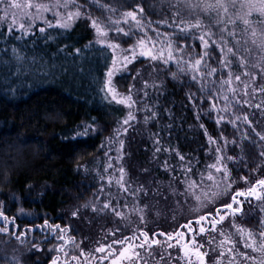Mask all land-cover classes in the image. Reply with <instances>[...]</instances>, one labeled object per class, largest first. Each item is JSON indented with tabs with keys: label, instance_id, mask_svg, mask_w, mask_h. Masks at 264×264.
<instances>
[{
	"label": "snow or ice",
	"instance_id": "obj_1",
	"mask_svg": "<svg viewBox=\"0 0 264 264\" xmlns=\"http://www.w3.org/2000/svg\"><path fill=\"white\" fill-rule=\"evenodd\" d=\"M96 2L109 13L107 22L83 11L76 0H55L54 3H42L40 0H27L26 3H21L20 0H0V13H3L0 15V21L7 23L6 31L9 34L17 31L24 36L29 35L32 29L31 21L37 18L52 27V22L44 19L43 14L55 9L53 14L56 17V27L67 30L83 18L87 26L94 30L96 42L112 51L111 64L106 68L101 91L105 93V99L110 98L111 102L123 106L127 113L119 121L120 127L116 132V140L119 142L117 156L112 157L105 153L108 163L104 171L108 173L109 185L113 183V175L109 170L115 167V171L119 173L115 184L124 202L121 204L120 198L112 197V194L108 193L109 199L101 200L98 195L96 201L90 202V205L85 204L84 207L91 206V211L96 214H107L110 211L119 220L130 223L124 212V209H127L128 215L136 213L140 224L145 227H137L131 235L124 234L119 226L110 229L105 234V239L110 237V242L98 241L97 247L91 253L86 252L81 245H75L79 249V255H71V260L78 261L80 257H86L84 264H91L92 260H95L96 264H175L179 259L185 264H212L210 253L217 251V247H213L217 244L214 234L219 233L223 239L218 244L215 264H223L225 259L228 264H264V83L258 82L264 78V26L254 27L252 20L254 13L264 17V0H178L176 4L169 5L175 9L171 19L155 22L159 27H153L151 20L145 23L146 10L138 0H131L130 4L128 0H120L119 6L126 10L119 16L115 15L116 7L100 5L99 0ZM183 8L191 9L193 13H215L213 18L220 28L219 38H215L216 33L198 16L194 19L185 18ZM241 24L243 27H240ZM160 27L174 28L176 31L161 33ZM149 30L156 33L155 38L149 35ZM194 30L200 33L198 39L201 48V52L195 57L190 51H186L185 39L188 35L195 36ZM40 32H45V29L40 28ZM110 32H115L119 38L127 39L110 38ZM138 33L140 35H137ZM20 38L22 37H17ZM124 43H127V48L123 47ZM213 46L220 53L219 67L208 63L212 58L210 49ZM80 51L79 48L75 49L76 54ZM12 52L20 59L16 49H12ZM138 57L145 58L154 73L159 72L158 64L175 63L177 72L171 73L173 80L178 79L177 73L190 75L191 82L199 86V94L189 90L186 99L195 110L196 120L200 121L199 128L204 130V136L207 138L205 155L214 157L205 165L204 170L197 167L200 164L199 159L193 160L190 156L182 154L178 148L171 145L165 147L162 143L161 133L168 130L171 136V129L175 126L173 110L168 107H165L163 112L160 110L159 98L165 95L163 81H152L151 87L157 96L151 103L147 99H136L133 92L135 84L129 85L127 93L118 90L114 78L121 72L132 71L129 66L134 65ZM137 77H142L141 70L135 71L133 81ZM148 87L149 82L145 80L144 88L137 91H142L143 96L148 98ZM141 103L143 106L139 107ZM137 112L144 113L145 124L156 122L160 125L162 117H168L169 122L152 134L154 159L159 160V154L162 152L168 153L169 156L175 152L181 161L178 173L177 167L170 164L168 158L160 165L164 173L171 175L167 191L159 184L150 187L144 180H139L134 185L121 163L125 142L120 137L128 133L133 127V122H138ZM202 116L214 120L220 131L219 137L209 134L202 122ZM228 125L237 133L231 139L227 134ZM95 131V121H92L82 125L75 132L73 139L87 138L90 132ZM18 142L24 145L28 140L19 138ZM113 142L110 137L109 144ZM7 159H11V156L8 155ZM7 159L3 161V167L6 181L10 183V180H7V169L10 167ZM234 167H243L248 171L244 174L237 172L234 177ZM85 171L87 172V169ZM151 171L149 168L143 169L147 175H150ZM197 175L199 179H196ZM100 179L103 180L104 177L101 176ZM180 185H183L182 190ZM99 192L103 194L105 188L101 186ZM145 197H163L166 201L170 197H176V203L181 207L183 205L180 204L179 198L183 197L185 203L193 202L190 206L194 215L179 225L178 230L149 232L146 228V210L149 206L141 205ZM112 199H116L115 204ZM246 204L249 209L245 208ZM255 207H259L261 214L255 230L237 223L238 217L246 216L248 211ZM173 211L175 212V209ZM20 215L30 214H26L23 207H20L17 216ZM71 215L77 217L79 210L73 211ZM17 216H10L0 210V236L14 239L21 247L30 245L32 250L39 252L43 251L41 244L34 238L29 240V235L34 237L37 230H48L57 240L63 241V244L48 249L49 252L57 253L50 259L49 264H68L70 253L66 251L65 246L69 242H75L66 238L65 228L49 222L46 218L40 224L25 221L21 226ZM229 220L231 227L243 241L244 248L250 249V252L237 251V241L231 233L222 230L224 222ZM205 236L208 237V251L204 250L205 244L201 243ZM173 249L178 253L175 257L172 255ZM60 254L65 258L63 262ZM10 264L26 262L23 256H13Z\"/></svg>",
	"mask_w": 264,
	"mask_h": 264
},
{
	"label": "trees",
	"instance_id": "obj_2",
	"mask_svg": "<svg viewBox=\"0 0 264 264\" xmlns=\"http://www.w3.org/2000/svg\"><path fill=\"white\" fill-rule=\"evenodd\" d=\"M76 2L83 11L107 22L109 13L98 6L96 0ZM99 4L116 7V16L126 10L119 6L118 0H99ZM154 15L146 11L145 23L156 21ZM42 27L43 33L40 32ZM6 28V25H0V194L12 193L26 208L56 217L66 203L92 200L96 185L83 168L100 154L103 140L114 133L118 119L123 117V109L105 99V93L101 91L112 53L93 40V31L84 19L76 21L67 30L55 25L35 24L27 36L17 31L9 34ZM160 31L172 33L176 30L160 27ZM154 34L149 30L151 37L155 38ZM18 36L22 38L17 39ZM185 39L186 51L193 57L201 52L196 35H188ZM123 45L128 46L127 43ZM76 48L81 49L79 54H76ZM12 49L17 50L20 59ZM210 51L212 58L208 63L219 67V50L213 46ZM157 66V80L165 85V95L159 98L160 110L163 112L168 107L175 115L171 136L168 130L162 132V143L165 147L178 148L193 160L202 161L206 156L207 138L204 130L199 128L195 110L186 99L189 90L199 94V86L191 82L190 75L177 73L178 79L173 80L171 73L177 72V68L172 65ZM92 121H95V132H90L87 138L73 139L82 125ZM168 122L164 115L160 125L151 122L149 129L155 133ZM202 122L209 134L219 137L220 131L214 120L202 116ZM227 134L230 139L237 135L230 125ZM19 138H25L28 143L21 145ZM142 143L143 140L132 146L134 159L149 156ZM8 155L11 159H7ZM175 156V152L171 156L162 152L159 160H148V157L144 165L152 170L151 173L159 175L160 169L154 171L155 166L166 158L173 165ZM5 159L10 165L7 169L10 183L5 178ZM153 178L157 180V176ZM244 221L242 224L247 223ZM149 225L146 226L149 232L166 230L163 224Z\"/></svg>",
	"mask_w": 264,
	"mask_h": 264
},
{
	"label": "rangeland",
	"instance_id": "obj_3",
	"mask_svg": "<svg viewBox=\"0 0 264 264\" xmlns=\"http://www.w3.org/2000/svg\"><path fill=\"white\" fill-rule=\"evenodd\" d=\"M120 3V0H118ZM21 3H26L27 0H20ZM33 2H36V0H33ZM42 3H54L55 0H40ZM128 2H131V0H128ZM138 2L145 3V9L150 14H155L154 17H157L156 21L158 19H171L173 12L175 9L169 7L170 4H176L178 0H138ZM112 3V2H111ZM34 11V10H33ZM54 11H50L43 14L44 19L52 22L53 25H55L56 17L54 16ZM63 11V10H62ZM183 15L185 18H196L197 16L202 20V22L211 29V31L216 33L215 38H219L220 36V28L215 23L214 16L215 13H212L209 15L206 12H196L193 13L191 9L183 8L182 9ZM0 15H3V13H0ZM83 19V18H82ZM81 20V19H80ZM253 20V26L254 27H260L264 26V17H260L258 13H254L252 16ZM154 21L153 24L157 25ZM32 26L35 24H45L42 19L37 18L33 21H31ZM152 24V25H153ZM0 25H6L7 23L4 21H0ZM240 27H243L241 24ZM174 29V28H171ZM176 30V29H175ZM93 31V40L96 42L97 37L95 36L94 30ZM195 31V30H194ZM199 32L195 31L196 37L199 36ZM110 38L115 39H122L116 36L115 32L109 33ZM156 37V34H154ZM200 42V41H199ZM123 47L127 48L128 46ZM111 51V49H110ZM112 53V51H111ZM117 55H120L119 50L117 51ZM235 59V58H233ZM162 64V63H161ZM164 65V64H162ZM173 66L176 68L175 63L168 64L166 66ZM130 68H132V71H125L119 73L115 78V84L118 88V90L121 93H127L129 85L135 84V88L133 89L134 94L136 95V99L138 101H144L147 99L148 102H154V98L156 95V92L151 87L152 81H158V74L154 73L152 71V68L148 61L145 60L143 57H138L137 60L134 62V65H130ZM238 67V63L236 65ZM136 70H141L142 77H137L135 81H133L132 77L135 75ZM158 79V80H157ZM147 80L149 82V87L147 88V91L149 93V97L145 98L143 96L142 91H137L139 89L144 88V81ZM259 83H264V78H261ZM110 101V98H108ZM111 102V101H110ZM114 103V102H112ZM115 104V103H114ZM116 105V104H115ZM119 108L123 109V117L127 113V109H125L123 106L116 105ZM139 107H142V103L138 105ZM138 122H133V127L129 129L127 134H124L120 137V139H123L125 142V147L123 149L124 158L121 161L123 166L126 169V172L128 174V177L131 179L133 184L135 185L139 180H144L145 182L149 183L150 187L156 186V184H159L162 186V189L167 191L168 184L171 181V175L168 173H164L160 167V165L163 163H159V165H154L155 170L160 169V174H157L156 172H152L151 176H148L143 172V169H145L144 162L148 158H153V151L154 146L152 142V134L153 132L149 129V124H145L143 120L144 113L143 112H137L136 113ZM123 117H120L118 119V123L116 125V130L113 134L107 136L100 147V154L93 159V161L90 163L89 166H85L83 168V171L85 174H90L93 177V180L96 185V189L93 191V198L92 200H84L83 202H69L66 203V205L61 209L60 213L56 217H49L46 213L37 212L33 208H26L22 202L21 199L15 197L12 193H1L0 194V210H4L7 214L10 216H17L18 209L20 207H23L24 212L26 214L30 215H20L17 216L18 223L23 226V223L25 221H33L36 224H40L43 222V219H48L49 222L60 224L63 228H65L66 231V238H71V240H74L75 244L72 242L68 243V248L66 251L70 253V256L68 257V261L71 260V255H79V249L75 247V245H81L83 249L86 252H94V249L97 247V242H108L110 237L108 239H105V234L110 230L114 229L117 226H119L124 233L128 231H133L137 227H145V225L140 224L139 216L136 213H132L131 215H128V210L124 209L125 215L128 216V220L131 221L130 223L126 221H121L117 217H115L110 211L107 214H96L91 211V206L88 208H85V204H89L90 202L96 201V198L98 195L101 196V200L109 199L108 193L112 194V197L120 198L121 204H123V197L120 193L117 185L115 184V179L118 178L119 173L115 171V167L112 170H109L113 175V183L111 185L108 184V173H105L104 169L108 163V157L105 155L107 152L109 156L116 157L117 156V148L119 147V142L116 140V132L117 129L120 127L119 121L122 120ZM230 127H232L230 125ZM241 128H243V125H241ZM229 129V128H228ZM112 137L114 142L110 145L109 144V138ZM144 141V143L141 144L143 147V150L146 154H149L148 157H139L138 160L134 159L133 152H132V146L137 143L140 144V141ZM147 144V145H146ZM150 147V148H149ZM207 147H208V141H207ZM231 147V145L229 146ZM109 148H111V151H109ZM147 151V152H146ZM176 160L174 161L173 165L177 167V173L179 172V166L181 164V161L178 159L177 156H175ZM214 157L213 156H205L204 160H200V164L197 166L199 170H204V167L207 163H210ZM171 164V163H170ZM158 168V169H157ZM87 169V172L85 171ZM248 170L244 168H235L234 167V177L237 172L240 174L246 173ZM103 176L104 179L101 180L100 177ZM157 176V180L153 177ZM154 179L155 183H152ZM196 179H199V175L196 176ZM175 183V182H173ZM242 183V182H241ZM101 186L105 188V192L101 194L99 192ZM183 189V185H180V190ZM180 204L183 205L181 207L176 203V197H170L167 201L164 200L163 197H145L141 201V205L147 204L149 207L146 210L147 212V220L148 223L146 226H150L149 224H163L165 225V229L169 232L177 230L179 225L183 224L186 219L193 216L194 213L191 210V204L192 201H189L188 203L184 202V198L180 197ZM112 203H116V199H112ZM129 203H131V198H129ZM246 209H249V206L245 205ZM79 210V215L77 217H73L71 213L75 210ZM175 209V212L173 211ZM246 216L244 217H238L237 223L242 224L245 222L244 220H247V223L243 224L247 228H252L255 230L257 222L260 218V212L259 207L252 208ZM173 216H175V219H173ZM15 230V229H13ZM222 230L225 233H231L233 236V239L237 241L236 249L237 251H249L250 249H245L243 246V241L240 239V236L236 234L235 229L231 227V222L225 221L222 225ZM119 235V233H118ZM217 237V244L213 245V247H217V251L210 253V259L212 261V264H215L216 257L218 255V244L222 237L219 236V233L214 234ZM35 239L37 242L41 244V247L43 248V251H35L31 249L30 245H25L21 247L14 239H11L9 237L0 236V264H10L12 257H20L23 256L26 264H49L50 259L56 255V253L49 252L48 249L54 248L57 244H63V241H59L56 239L55 235L52 234L50 231H39L35 233L34 237L33 235H29V240ZM199 239V237H198ZM207 239L208 237L205 236L201 243L205 244V251H208V245H207ZM5 241H8L5 243ZM159 251V249H157ZM172 255L175 257L178 255L175 249L172 250ZM182 255V254H181ZM87 260L86 257H80L78 261H75L78 264H84V262ZM93 261H91V264H93ZM175 264H185L184 261L177 259ZM223 264H228L227 259L223 261Z\"/></svg>",
	"mask_w": 264,
	"mask_h": 264
},
{
	"label": "flooded vegetation",
	"instance_id": "obj_4",
	"mask_svg": "<svg viewBox=\"0 0 264 264\" xmlns=\"http://www.w3.org/2000/svg\"><path fill=\"white\" fill-rule=\"evenodd\" d=\"M178 230V229H177ZM124 234H126V235H131L132 233H124ZM108 242H110V239L108 240ZM68 248V244L65 246V249H67ZM56 255H57V253H56ZM55 255V256H56ZM98 255V254H97ZM60 259H61V262H63V260L65 259L64 258V256H63V254H60ZM68 264H78V263H76L75 261H68ZM93 264H96V262H95V260L93 261Z\"/></svg>",
	"mask_w": 264,
	"mask_h": 264
}]
</instances>
